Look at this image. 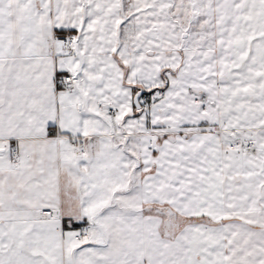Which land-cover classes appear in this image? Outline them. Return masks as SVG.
Listing matches in <instances>:
<instances>
[{
	"label": "snow or ice",
	"instance_id": "1",
	"mask_svg": "<svg viewBox=\"0 0 264 264\" xmlns=\"http://www.w3.org/2000/svg\"><path fill=\"white\" fill-rule=\"evenodd\" d=\"M0 264H264V0H0Z\"/></svg>",
	"mask_w": 264,
	"mask_h": 264
}]
</instances>
